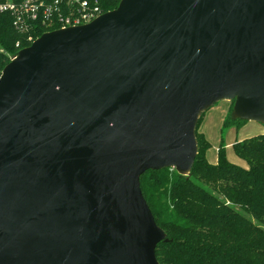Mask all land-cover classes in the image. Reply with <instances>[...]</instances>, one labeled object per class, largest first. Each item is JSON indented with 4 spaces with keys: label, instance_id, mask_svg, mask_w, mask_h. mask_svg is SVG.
Segmentation results:
<instances>
[{
    "label": "water",
    "instance_id": "water-1",
    "mask_svg": "<svg viewBox=\"0 0 264 264\" xmlns=\"http://www.w3.org/2000/svg\"><path fill=\"white\" fill-rule=\"evenodd\" d=\"M220 100L264 123V0H120L0 76V264H159L140 188L188 175Z\"/></svg>",
    "mask_w": 264,
    "mask_h": 264
},
{
    "label": "trees",
    "instance_id": "trees-1",
    "mask_svg": "<svg viewBox=\"0 0 264 264\" xmlns=\"http://www.w3.org/2000/svg\"><path fill=\"white\" fill-rule=\"evenodd\" d=\"M119 1L100 0V7L107 12ZM54 28L30 33L38 37ZM27 35L14 29L9 13L0 14V45L5 51L1 67L9 61L7 54L14 55L29 45ZM229 103L222 129L239 127L246 121L231 117L233 101ZM200 118L195 131L197 154L188 175L166 167L147 170L140 176L143 196L165 233L166 240L155 249L157 261L264 264V133L232 144L246 166L227 158L223 142L217 148L216 161L209 162V143L198 131Z\"/></svg>",
    "mask_w": 264,
    "mask_h": 264
},
{
    "label": "built area",
    "instance_id": "built-area-1",
    "mask_svg": "<svg viewBox=\"0 0 264 264\" xmlns=\"http://www.w3.org/2000/svg\"><path fill=\"white\" fill-rule=\"evenodd\" d=\"M3 13L11 15L14 29L22 34H28L27 41L31 44L37 37L30 32L38 28L78 26L91 22L104 12L100 7V0H2L0 14ZM15 46L19 47V42H16ZM3 53L5 51L0 45V62ZM15 55L7 54L9 61ZM2 69L0 66V76Z\"/></svg>",
    "mask_w": 264,
    "mask_h": 264
},
{
    "label": "rangeland",
    "instance_id": "rangeland-1",
    "mask_svg": "<svg viewBox=\"0 0 264 264\" xmlns=\"http://www.w3.org/2000/svg\"><path fill=\"white\" fill-rule=\"evenodd\" d=\"M229 101L220 100L202 113L198 124V131L202 132L209 143L206 158L209 162L216 159L217 148L220 143L225 144L227 158L234 163L246 166L234 152L232 144L235 140L241 141L245 138L264 133V123L258 121H245L239 127L231 126L223 128V120L228 112Z\"/></svg>",
    "mask_w": 264,
    "mask_h": 264
},
{
    "label": "crops",
    "instance_id": "crops-1",
    "mask_svg": "<svg viewBox=\"0 0 264 264\" xmlns=\"http://www.w3.org/2000/svg\"><path fill=\"white\" fill-rule=\"evenodd\" d=\"M215 161H216V159H215ZM215 161H214V162H215Z\"/></svg>",
    "mask_w": 264,
    "mask_h": 264
}]
</instances>
